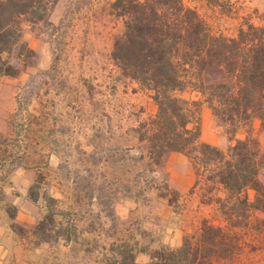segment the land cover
<instances>
[{
  "label": "rangeland",
  "instance_id": "obj_1",
  "mask_svg": "<svg viewBox=\"0 0 264 264\" xmlns=\"http://www.w3.org/2000/svg\"><path fill=\"white\" fill-rule=\"evenodd\" d=\"M114 1L58 0L51 24H23L38 59L18 77L0 81V264H106L114 244L177 248L198 234L203 221L222 223L216 206L202 203L203 186L195 188L184 154L169 155L162 174H148L159 184L167 179L179 193L173 206L146 188L136 129L157 106L147 93L135 92L112 61L123 30L111 10ZM184 2L214 35L235 37L245 23L264 26V0ZM185 97L199 100L190 92ZM200 125L202 142L227 148L207 105ZM253 129L264 150V122L255 121ZM45 198L56 199L55 209L72 220V241L34 236L47 212ZM245 262L264 264V253Z\"/></svg>",
  "mask_w": 264,
  "mask_h": 264
},
{
  "label": "trees",
  "instance_id": "obj_2",
  "mask_svg": "<svg viewBox=\"0 0 264 264\" xmlns=\"http://www.w3.org/2000/svg\"><path fill=\"white\" fill-rule=\"evenodd\" d=\"M57 2L0 0V81L36 64L23 24H51ZM111 10L123 23L112 61L137 86L135 92L147 93L157 106L154 117L136 129L146 188L173 206L179 193L167 179L159 184L148 174H162L169 155L184 154L196 174L195 188L203 186L202 203L216 206L222 223L203 221L198 234L177 248L114 244L106 264H252L245 262L248 255L264 253V150L253 129L255 121L264 122V26L245 23L235 37L214 35L184 0H115ZM188 92L199 100L187 99ZM203 105L227 136L226 149L201 141ZM45 201L47 212L34 236L46 243L72 241V220L55 209L56 199ZM141 254L149 260L139 262Z\"/></svg>",
  "mask_w": 264,
  "mask_h": 264
}]
</instances>
